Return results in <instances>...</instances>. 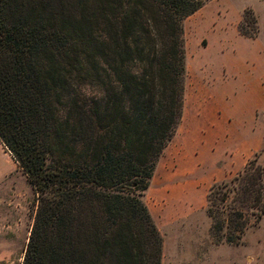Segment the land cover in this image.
<instances>
[{
  "label": "trees",
  "instance_id": "trees-1",
  "mask_svg": "<svg viewBox=\"0 0 264 264\" xmlns=\"http://www.w3.org/2000/svg\"><path fill=\"white\" fill-rule=\"evenodd\" d=\"M206 1L0 0V142L36 196L21 264H160L141 196L182 116L183 21ZM205 211L213 243L242 242L264 214L256 154Z\"/></svg>",
  "mask_w": 264,
  "mask_h": 264
},
{
  "label": "rangeland",
  "instance_id": "rangeland-1",
  "mask_svg": "<svg viewBox=\"0 0 264 264\" xmlns=\"http://www.w3.org/2000/svg\"><path fill=\"white\" fill-rule=\"evenodd\" d=\"M244 13L248 20L252 16L256 18V24H244L247 31H251V25L258 27L254 38L238 31ZM183 28L186 69L182 116L141 196L162 237L160 264H264V214L245 232L241 243H213L209 235L211 220L205 211L206 194L213 183L204 187L196 182L198 175L190 169L192 161L177 162L175 157L183 148L187 147L190 152L195 148L190 140L199 124L198 116L216 120L215 115L227 107V100L220 99L223 97L215 98L203 88L198 94L192 91L193 66L199 65L204 71L210 65L217 67L228 62L227 52H244L246 58L244 55L240 58L243 83L260 76L264 82V0H207L183 21ZM195 71L198 75L202 73L197 68ZM210 81L207 75L202 79L204 86ZM186 82L190 84L187 90ZM75 92L87 94L88 90L81 86ZM243 103L251 105L249 101ZM262 104L253 114L250 111V115L244 106V115L238 116L250 125L251 129L245 134L248 139L262 138V146L255 153L260 163H264V102ZM213 136L218 138L219 134ZM185 144L188 146L184 147ZM35 209L36 196L31 185L0 145V264H21Z\"/></svg>",
  "mask_w": 264,
  "mask_h": 264
},
{
  "label": "crops",
  "instance_id": "crops-1",
  "mask_svg": "<svg viewBox=\"0 0 264 264\" xmlns=\"http://www.w3.org/2000/svg\"><path fill=\"white\" fill-rule=\"evenodd\" d=\"M243 55L245 57L244 52H240V54L234 51L227 52L228 62L217 67L210 65L204 71L199 65L192 67L191 88L195 94H198L197 91L203 88L207 94L227 100V107L215 115L216 120H211L210 116L209 118L198 116L199 124L192 132L194 136L190 140L192 141L191 146L195 147V150L188 151L186 147L188 145L185 144L186 148L175 153L177 162L192 161L190 169L198 175L196 182L203 184L204 187L236 174L242 169L248 158L262 146V138L254 140L246 137L245 134L251 129L250 125H246L245 120H240L242 117L238 119V116L244 115L242 114L244 106H246L247 115H250V111L253 114L261 108L264 102V82L261 76L243 83L241 77L243 61L240 60ZM230 59L232 60L230 61ZM196 68L202 71L201 75H198L196 71L194 73ZM205 75L209 76L211 80L208 82L209 85H205L207 88L202 82ZM189 86L190 84L186 82L185 89L187 90ZM247 101L251 102V105L243 103ZM213 134H219L218 138H215ZM0 145L5 151L1 142ZM212 145L217 147L214 149ZM189 156L190 159H185Z\"/></svg>",
  "mask_w": 264,
  "mask_h": 264
}]
</instances>
